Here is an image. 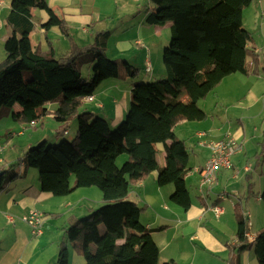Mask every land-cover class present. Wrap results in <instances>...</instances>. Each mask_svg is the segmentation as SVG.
I'll return each mask as SVG.
<instances>
[{
	"label": "trees",
	"instance_id": "1",
	"mask_svg": "<svg viewBox=\"0 0 264 264\" xmlns=\"http://www.w3.org/2000/svg\"><path fill=\"white\" fill-rule=\"evenodd\" d=\"M150 1L152 7L144 23L161 27L171 23V42L163 53L166 76L154 82H136L125 118L112 127L98 114L80 113L85 99L92 97L102 82L120 76L121 66L107 54L111 33L101 31L91 46L78 47L65 20L47 0H11L6 17L10 35L4 45L5 60L0 62V110L8 109L0 113V120L6 117L35 126L51 114L52 104H57L52 114L58 122L77 115L73 140L40 142L19 161L38 171L42 192L65 197L77 189L94 187L103 199L100 208L68 221L56 264H69V246L83 256L85 264H158L159 248L140 221L141 207L128 199L130 188L158 171L159 186L176 184L171 198L187 210L191 199L183 183L190 170V152L184 141L175 138L174 128L182 121L205 120L198 101L226 77L247 74V58L253 52L248 47L251 35L244 28L243 12L253 0ZM33 3L48 13L43 29L57 28L74 44L67 56L57 58L50 41L46 53L33 49ZM82 67H87L89 77H84ZM130 73L135 74L131 69ZM182 89L191 104L179 100ZM159 144L166 153L165 167L158 163ZM120 158L125 160L122 165H118ZM7 171L3 175L0 171V195L26 174L7 177ZM261 199L264 203V190ZM248 233V221L240 217L232 264H241V254L251 247L259 264H264V229L252 243Z\"/></svg>",
	"mask_w": 264,
	"mask_h": 264
},
{
	"label": "crops",
	"instance_id": "2",
	"mask_svg": "<svg viewBox=\"0 0 264 264\" xmlns=\"http://www.w3.org/2000/svg\"><path fill=\"white\" fill-rule=\"evenodd\" d=\"M71 1L53 0V5L48 4L52 9L56 3L71 4ZM5 3L0 1V16L6 8L7 15L9 14L10 5L5 6ZM252 4L243 12V25L246 11ZM39 10L40 17L34 20L35 30L31 34L33 49L46 53L49 50L50 41L57 58L67 56L76 43L70 42L65 51L58 49L59 52H57L55 44L48 36L49 31L43 29V25L49 20L48 13L42 8ZM37 12L32 11L34 19ZM7 15L1 25L6 27L7 33H10L6 25ZM64 20L69 29H74L73 23L79 24L82 25L81 32L89 34L86 26L89 27L91 21L82 18L80 13L71 14ZM146 26L143 20L136 45L142 43L146 28L149 36H156V34L160 35L162 28L170 29L171 23L162 27ZM36 28H39L37 32ZM34 33L44 36L45 43L35 45L32 40ZM112 39L111 34L107 47L108 57L128 59V54L133 50L131 43L126 40L115 41L114 53L118 52L115 56H110ZM251 43L252 38L248 47L255 56H258V60L255 61L253 54L248 56L247 74L236 73L226 77L206 98L198 101V106L206 113L205 120L182 121L174 128L175 138L184 141L190 152V170L183 183L190 195V207L185 210L172 200L176 184L159 186L158 171L150 173L143 181L130 188L128 199L141 207L140 221L150 231L159 248L158 264H232L236 256L234 248L238 244V219L243 217L249 223V243H252L264 229V203L261 199L264 190V62L259 56L261 52ZM143 58L142 64L146 68L144 62L148 57L145 54ZM124 69L123 73L132 76L130 73V69L133 71L132 67L127 69L125 66ZM158 76L160 79L165 78L166 73L162 71ZM126 86L127 82L121 76V72L119 77L102 82L92 95L93 100L85 99L84 105L89 106L86 108L83 106L80 113L93 112L105 118L112 127L119 125L125 118L131 102L132 88ZM179 100L185 104L193 102L184 89L180 92ZM56 109L57 104L49 106L51 113ZM76 118L77 115L72 116L71 122L72 120L76 122ZM200 132L208 133L203 141L209 142L223 140L227 134H230L241 146L231 158L232 168H221L222 170L219 169L217 172L215 185L211 188L209 195L200 191L201 169L211 157L210 150L199 143L198 133ZM170 143L171 141L167 142V144ZM4 151L0 153L2 174L4 170H7L5 166L9 164L2 155ZM158 163L160 167L166 165V153L161 144L158 145ZM246 167H249L247 171ZM26 175H29L28 171ZM32 176L34 177L33 172ZM55 197L51 193L42 192L39 182L33 188L32 185L13 187L0 195V264H56L59 246L54 250L49 249L50 239L47 238L46 232L41 237L34 238L31 230H28L23 225L25 223L19 220L29 210L38 209L47 216L46 212L55 213L54 211L63 207L60 212L64 213L63 215L69 221L71 218H80L89 214L103 203L101 192L94 187L77 189L64 197L66 201H60ZM54 202L59 204L58 210H52ZM214 207L221 208L222 214L216 215L213 211ZM9 217H13V222L9 221ZM3 220L13 227L11 228L10 225L1 227ZM64 228H62L63 232L59 233L61 237ZM48 250L51 252L44 259ZM70 253L73 256L70 264H85L80 254L74 250ZM240 259L241 264H259L252 247L242 253Z\"/></svg>",
	"mask_w": 264,
	"mask_h": 264
},
{
	"label": "rangeland",
	"instance_id": "3",
	"mask_svg": "<svg viewBox=\"0 0 264 264\" xmlns=\"http://www.w3.org/2000/svg\"><path fill=\"white\" fill-rule=\"evenodd\" d=\"M0 1L6 2L5 6L8 4L10 5L11 3V0ZM52 1L53 0H47V3L53 5ZM253 1L254 2L251 8L247 10L245 14L244 28L250 32L252 38L251 44L254 48L261 52V55L259 54V56H261L262 62H264V0ZM71 2V4L66 2L56 3L52 6V9L55 14L64 19L69 17L71 14L80 13L82 18L91 21V23H89L90 26H86V29L89 30V34H83L81 32L80 28L82 25L73 23L74 29L70 25L72 28L69 32L70 37L78 47L91 46L95 33L99 31H109L113 35L111 51L109 52L110 56H115L118 52L114 53L115 41L119 42L121 40H126L127 42H130L131 47H133V50L128 54V59H120L119 57L118 59H112L117 60L121 66V76L124 77L127 82L126 87L132 88L136 82L143 83L144 80L150 82L161 80L158 74L162 71L163 73H166L163 64V53L165 48L168 47L171 42V28H162L160 35L156 34V36H149L146 33V28L144 30L145 37L142 39V43H140V45L135 44L139 40L137 36L140 25L143 23L148 8L152 7L150 0H73ZM39 9L41 8L37 4H32V11H38L36 18L34 19L35 21L40 17L39 13L41 12ZM5 15H7V8L1 12L0 16V62L5 60L6 53L4 50V40H6V38L10 35V33H7L6 27L1 25V23H4L5 21ZM71 19H76V17H71ZM146 27H148V25ZM37 30H39V28H36V32ZM48 36L55 44L57 52H59L58 49H60V51H65L70 44V41L62 36L57 28H52V30L49 31ZM44 38V36L39 34L34 33L32 35V40L35 45H42L45 43ZM145 54L149 59L152 73H150L151 71L147 72L146 68L142 64V59H144L143 56ZM124 64L126 67L133 68V71L136 73L134 78L123 73L125 70ZM81 71L84 72V77H89L91 74L87 72V67H82ZM88 106L89 105L85 104L83 108ZM7 109L8 108H2L0 113L7 112ZM53 117L54 115L51 113L35 126H31L26 122H14L11 119H6V117H3L0 120V153L5 150L2 155L6 161L9 162V164L5 166L8 170L6 176H11L14 173L24 175L26 171H28L29 174H25L23 178H18L15 183H12L11 189L19 186L30 187L31 185L33 188L38 185V171L33 168L27 169L19 161V159L23 158L27 150L43 141L52 143L56 142L59 138H61V140L66 139L71 141L75 137L74 134L77 130V122H73V120L71 122V120H68L67 122L62 123L56 121ZM64 130L68 131L66 135L63 134ZM58 142L60 141H57L56 143ZM124 161V158H120L118 160V165H122ZM13 164L21 165L11 168ZM32 172L34 173V177H31ZM74 183L75 178L72 177L71 184L73 185ZM55 198L60 201H66L64 197ZM101 206H103V203L99 206V208ZM51 208L52 210H58L59 204L54 202ZM60 209L58 211H54L55 213L46 212L47 216L44 212L39 210L44 213V232L47 233V238L50 239L48 247L51 250H54L57 246H59L62 240L59 233L63 232L62 228L68 225L67 217L63 215L64 213L61 214ZM65 211H67V209ZM9 225L10 224H8L6 220L1 222V227ZM23 225L30 230L26 224ZM10 226L11 228L13 227L12 225ZM51 250H48V252L46 251L47 256L44 257V259L49 256ZM69 250L71 251L74 249L69 246ZM72 257L73 256L70 253L69 264L72 262Z\"/></svg>",
	"mask_w": 264,
	"mask_h": 264
},
{
	"label": "built area",
	"instance_id": "4",
	"mask_svg": "<svg viewBox=\"0 0 264 264\" xmlns=\"http://www.w3.org/2000/svg\"><path fill=\"white\" fill-rule=\"evenodd\" d=\"M145 65L147 72L151 71L150 63L148 58L145 59ZM89 101L93 100V97L88 98ZM207 132L198 133L199 143L208 148L211 152V157L207 161L203 169H201V182L200 191L209 195L211 188L215 185L216 176L219 169H231L232 161L231 158L240 150V144L234 139L230 134H227L223 140L209 142L203 141L207 137ZM202 140V141H201ZM249 167H246V171ZM207 188V189H205ZM216 215L222 214V209L214 207L213 209ZM13 217H9V221L13 222ZM23 223L27 224L31 230L32 236L34 238H39L44 232V213L39 210L31 209L28 213L22 215L20 219ZM249 224V223H248Z\"/></svg>",
	"mask_w": 264,
	"mask_h": 264
},
{
	"label": "water",
	"instance_id": "5",
	"mask_svg": "<svg viewBox=\"0 0 264 264\" xmlns=\"http://www.w3.org/2000/svg\"><path fill=\"white\" fill-rule=\"evenodd\" d=\"M3 175V174H2Z\"/></svg>",
	"mask_w": 264,
	"mask_h": 264
}]
</instances>
